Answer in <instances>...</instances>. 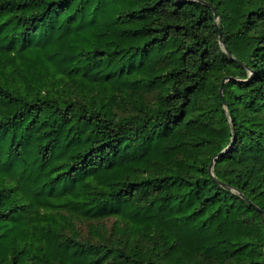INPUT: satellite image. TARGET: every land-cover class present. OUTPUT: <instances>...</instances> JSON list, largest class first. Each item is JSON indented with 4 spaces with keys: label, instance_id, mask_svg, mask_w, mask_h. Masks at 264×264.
Returning a JSON list of instances; mask_svg holds the SVG:
<instances>
[{
    "label": "trees",
    "instance_id": "1",
    "mask_svg": "<svg viewBox=\"0 0 264 264\" xmlns=\"http://www.w3.org/2000/svg\"><path fill=\"white\" fill-rule=\"evenodd\" d=\"M0 264H264V0H0Z\"/></svg>",
    "mask_w": 264,
    "mask_h": 264
},
{
    "label": "water",
    "instance_id": "2",
    "mask_svg": "<svg viewBox=\"0 0 264 264\" xmlns=\"http://www.w3.org/2000/svg\"><path fill=\"white\" fill-rule=\"evenodd\" d=\"M215 15L218 16L217 12H215ZM221 36V35H220ZM221 92L223 93V86L221 87ZM213 167V164L211 165V168Z\"/></svg>",
    "mask_w": 264,
    "mask_h": 264
}]
</instances>
